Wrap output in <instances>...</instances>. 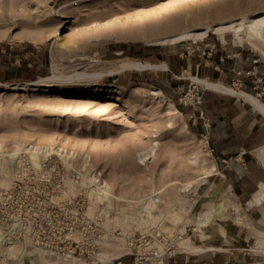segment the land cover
I'll return each mask as SVG.
<instances>
[{
  "label": "rangeland",
  "instance_id": "rangeland-1",
  "mask_svg": "<svg viewBox=\"0 0 264 264\" xmlns=\"http://www.w3.org/2000/svg\"><path fill=\"white\" fill-rule=\"evenodd\" d=\"M24 7L32 11L29 10L32 13L29 20L19 16ZM263 13L264 0H0V146L12 149L17 145H38L73 152L76 155L73 163L78 166L88 155L89 161L94 162L105 177L130 194L145 193L151 185L150 179L160 184L170 179L184 181L186 173L190 179L200 177L199 166L203 161L207 166L213 165L211 153L206 140L199 130L196 131L198 128L190 125V121L195 120L181 111L176 100L178 94L185 96L188 92L185 87L188 82L179 81L178 77L188 76L170 71L166 76L157 73L164 70L162 68L125 71L119 75L111 73L122 70L130 62L164 64L158 62L162 56L171 63L176 62L174 54L190 59L195 50L203 53L200 48L205 42L213 45L218 41L229 52L236 48L244 50L245 56L264 66V57L253 52L246 42L239 41L231 31L210 33L205 39H191L175 45L157 43L159 38L185 30L195 31L201 24L227 25L241 17ZM59 14H63V18ZM29 23L33 25L27 29ZM123 44L129 45L126 52ZM239 58L242 56L234 61L239 62ZM53 63L66 74L79 71L103 74V77L98 82L48 84L52 87L49 89L28 86L30 82L49 77ZM234 81L225 85L243 91L234 86ZM109 85L126 89L122 95L110 94L105 88ZM151 88L160 90L165 100H156L149 93ZM168 106L175 108L178 114L170 115ZM170 119H173L172 126ZM155 141L159 143L155 159L147 166L139 163L138 154L147 152ZM53 159L30 166V170L44 177L45 171L62 172L64 184L58 199L60 203L76 199L83 205L84 201L86 213L106 228L107 237L102 239L98 251V259L103 264H115L114 260L125 254L136 253L137 246L130 251L131 241L135 243L143 236H154L156 230L168 238H179L173 249L176 256L166 264H264V236L258 234L253 239L238 240L236 249H229L226 257L215 255V252L201 253L206 236L196 231L199 228L196 221L202 205L216 201L219 195L218 190H209L211 186L205 185L208 177L206 182H197L185 195L186 199L197 201L193 214L183 215L181 224L185 229L183 224L175 227L170 224L175 229L169 235L159 223L152 226L150 221L143 223L137 219L133 223L137 224V230L122 225V221H114L113 213L104 216L97 209L90 213L89 201L82 190L76 197L63 198L65 178L78 179V176L65 171L67 168L58 156ZM16 180L19 179L7 181L0 175V192ZM185 204H175L172 208L186 210L188 203ZM162 211L165 212V208ZM231 212L234 213V209L228 210L230 215ZM238 221L237 224L243 222ZM105 241L110 245H103ZM154 246L159 252L165 249L158 241ZM22 250L25 264L29 261L35 264L39 255L37 263L47 260L34 248L22 245ZM125 258L134 264L133 256Z\"/></svg>",
  "mask_w": 264,
  "mask_h": 264
},
{
  "label": "crops",
  "instance_id": "crops-1",
  "mask_svg": "<svg viewBox=\"0 0 264 264\" xmlns=\"http://www.w3.org/2000/svg\"><path fill=\"white\" fill-rule=\"evenodd\" d=\"M200 51L203 53L195 50L190 59L174 54L176 56L172 57H176V62L173 63L160 57L159 64L164 63L168 69L157 73L166 76L170 71L178 76L186 75V78L178 77L179 81L188 82V86H185L187 90L196 86L203 95L202 104L198 108L185 105L183 96L179 94L176 100L181 111L195 120L190 121L191 127L198 128L196 131L199 130V134L208 140L213 169L205 185L211 186L209 190H218L219 194L216 201L202 205L204 209L199 214L200 218L197 217L199 228L196 231L206 236L201 253L215 252V255L226 257L229 249H236L238 240L244 237L253 239L255 234L264 236V114L241 98L209 90L194 84L190 78L226 86L225 83L236 79V72H252L255 75L245 77L242 92L259 100L253 82L260 78L264 81V66L259 65L258 60L245 56L244 50L240 48L229 52L219 41L213 45L205 42ZM241 56L239 62L234 61ZM206 120L210 122L208 132L204 126ZM229 209H234V213L230 215ZM237 221L242 224H237ZM37 257L38 262L41 256ZM50 261L51 264H62L53 257H50ZM122 262L133 264L125 257ZM42 264H47V261Z\"/></svg>",
  "mask_w": 264,
  "mask_h": 264
},
{
  "label": "bare ground",
  "instance_id": "bare-ground-1",
  "mask_svg": "<svg viewBox=\"0 0 264 264\" xmlns=\"http://www.w3.org/2000/svg\"><path fill=\"white\" fill-rule=\"evenodd\" d=\"M29 10L26 9V7L21 8L19 12V16H21L26 20H29L32 17V13H31L32 11L30 10L31 11L30 12ZM61 15L59 14V16L63 18V14ZM32 25L33 24L29 23V27H27V29L31 28ZM226 31H231L236 33L239 41L246 42L248 45L252 47L253 52L259 53L261 56L264 57V13L259 16H244L237 20H233L229 22V24L227 25L219 24L215 26H205L201 24L198 25L197 30L195 31H186V30L184 32L181 31L182 33L177 35L163 37L162 39L159 38L160 40L158 39L157 43L160 42L161 45H175L177 43L191 39L202 40L207 38L210 33L218 34ZM114 35H118V34L115 33ZM110 36L111 35L106 37H110ZM116 37L117 36H114V38ZM58 43H60V40ZM81 58H83V56ZM159 68H162L164 70L168 69L167 65L165 64L153 65L150 63H143V62H130L127 65H125V67L122 70L118 72H112L111 75H116V74L119 75L120 73H123L125 71L144 72V71L156 70ZM101 77H103V74H89L79 71H73L69 74H66L60 70L59 66L56 63H53L51 75L49 77L42 78L38 81L30 82L28 86L34 88L40 87V88L49 89L52 88L51 87L52 84L71 85L75 83L77 84V82H80L82 80H91L98 82V80ZM190 80L194 84L204 86L209 90L218 93L228 94L233 97L241 98L242 100H245L246 102L252 104L256 109L260 110L264 114V105H263L264 103L258 97L257 98L263 104L251 95H248L239 90H235L234 88L224 86L222 84H212L207 82L206 80H200L195 77H191ZM48 84H50L51 86ZM105 88L108 93L110 94L114 93L119 95L120 94L122 95V93L126 89L125 87L114 86V85L105 86ZM149 93L153 97H155L156 100H161V101L165 100V96L158 89L151 88ZM168 112L170 115L178 114V111L175 108H172V106H168ZM169 125L170 126L173 125V119L169 120ZM158 145L159 143L155 141L147 152L139 153L137 158L139 163L147 166L148 162L155 159L156 148ZM13 148L5 149L4 147L0 146V175L5 177L7 181H12L13 178L23 179L27 175L28 170L34 171V170H30V166L31 167L37 166L44 163L45 161L47 162L50 160L53 161L54 160L53 158L56 155L58 156V158L62 160L64 166L67 168L65 171L67 170L72 171L76 173L78 176V179H73V178L71 179L69 177L65 178V188L62 191L63 198L68 197V195H72L73 197H76L82 190V192H84L85 197L89 201L90 213H92L93 210L95 209L98 210V213L104 216H106L108 213H113L116 216V218H114V221L115 219L117 220V222L122 221L121 223L122 225L124 226L127 225L129 228H135L137 230H138V226H136L137 224L133 225V223L137 219L139 220L141 219L140 221L143 223H148L150 221L152 223V226H155L156 224L158 225L159 223L161 225V229H163L165 233L169 235L172 232V229L175 227V225L180 226L183 224V223L181 224L183 215L190 216L191 214H193V211L195 210L197 201L195 200L192 201L191 199L188 200L186 199L185 195H187V193H190V191L193 189L194 185L197 184V182H206V178L211 174L213 169V165L207 166V164L205 163L206 161L203 162L201 161L202 164L199 166L201 172V174L199 175L200 177H196V178L193 177V179H190L188 177L189 175L186 172H184L186 173L185 175L186 178L184 181L179 179L176 180L170 179V181L167 180L161 181L159 184L156 183L153 179H150L151 185L145 193L133 192L132 194H130V192L124 189L117 188L116 186L118 185L116 183L105 177L103 171L96 168L94 162L93 164L92 161H89L88 155L85 156V160L82 163V165L80 164V166H78L73 163L74 162L73 159L76 156L75 153L73 152H68L61 149L55 150L51 147H42V146L40 147L38 145H17L14 149ZM34 172L38 173L36 170ZM224 202L225 201H223V203ZM185 203H188L186 210L181 207L180 209H178L177 207L174 209L172 208L175 207V204L184 206ZM221 207L223 208L224 206ZM135 208H140L141 211ZM162 208L163 209L165 208V212L162 211ZM236 210L237 209H235V211ZM145 216L148 219L147 221L144 218ZM170 224H174V227L171 228L172 226H170ZM184 227L185 225L183 224L182 228L185 229ZM156 231L159 232V230ZM3 236L4 234H3L2 226L0 225V238ZM106 237L107 236H105L104 239ZM101 241L99 242V244L101 243ZM21 244L26 248L27 247L31 249L34 248L35 252H39L43 257H47L46 258L47 264H51L50 257L58 258L59 260H62L65 263L72 262V263H85V264H103L100 260L94 263L83 262L79 260H71V261L63 260L59 256H53L49 253L44 252L43 250L34 247L27 238L25 239V241L15 240L12 242V245L9 248L7 255L17 259V261L14 264H25L23 262L24 261L23 255L25 253L22 252L23 250ZM103 245L106 246L110 244L108 243V241H105ZM29 252L31 251H28L27 253ZM29 264H33V262L29 261ZM35 264H40V263L36 262Z\"/></svg>",
  "mask_w": 264,
  "mask_h": 264
},
{
  "label": "built area",
  "instance_id": "built-area-1",
  "mask_svg": "<svg viewBox=\"0 0 264 264\" xmlns=\"http://www.w3.org/2000/svg\"><path fill=\"white\" fill-rule=\"evenodd\" d=\"M254 75L252 72H236L234 86L242 89L245 77ZM253 88L260 91L256 97L264 103L263 79H255ZM183 100L185 105L198 108L203 95L193 86ZM201 116L205 120L203 113ZM204 126L208 132L210 122L206 120ZM44 173L46 178L40 173L28 171L23 179L16 180L0 192V225L4 234L0 238V264H14L17 259L7 255L9 248L13 241H25L26 238L34 247L63 260L99 261V242L105 237L106 228L86 213L84 201L83 205L76 199L60 203L58 199L64 184L62 172ZM75 205H78L76 209ZM177 239V236L171 239L159 232H155L154 236H143L138 242L130 243V251L137 246L136 253L129 252L114 262L123 264L124 257L133 256L134 264H166L168 259L176 256L173 249ZM156 241L165 245L163 251H157L154 246Z\"/></svg>",
  "mask_w": 264,
  "mask_h": 264
},
{
  "label": "trees",
  "instance_id": "trees-1",
  "mask_svg": "<svg viewBox=\"0 0 264 264\" xmlns=\"http://www.w3.org/2000/svg\"><path fill=\"white\" fill-rule=\"evenodd\" d=\"M123 47H125V52H126V50H128L129 45L128 44H123ZM129 57H132V56H129Z\"/></svg>",
  "mask_w": 264,
  "mask_h": 264
}]
</instances>
